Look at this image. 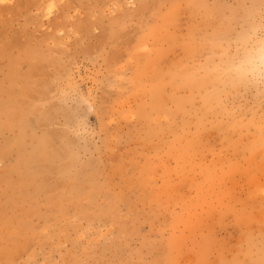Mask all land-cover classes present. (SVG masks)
I'll return each mask as SVG.
<instances>
[{
  "label": "rangeland",
  "instance_id": "374dc122",
  "mask_svg": "<svg viewBox=\"0 0 264 264\" xmlns=\"http://www.w3.org/2000/svg\"><path fill=\"white\" fill-rule=\"evenodd\" d=\"M253 33L264 0H0V264H264Z\"/></svg>",
  "mask_w": 264,
  "mask_h": 264
},
{
  "label": "clouds",
  "instance_id": "9594fccd",
  "mask_svg": "<svg viewBox=\"0 0 264 264\" xmlns=\"http://www.w3.org/2000/svg\"><path fill=\"white\" fill-rule=\"evenodd\" d=\"M242 59L231 66V71L240 79L249 78L264 83V37L255 33L242 39Z\"/></svg>",
  "mask_w": 264,
  "mask_h": 264
},
{
  "label": "bare ground",
  "instance_id": "6f19581e",
  "mask_svg": "<svg viewBox=\"0 0 264 264\" xmlns=\"http://www.w3.org/2000/svg\"><path fill=\"white\" fill-rule=\"evenodd\" d=\"M217 36H218V34H215L212 38L215 39ZM116 37H117V35H116ZM116 37H115L114 39H117ZM171 78H172V77H171ZM8 108H9V107H8V104H7V105H6V110H7ZM9 119H10V122H14V121H15L14 113H10V114H9ZM17 121H18V124H19V126H20V128H21L22 131H24V130L26 129V127L29 125V123L26 121V115H25L23 112L19 114V117H18ZM44 136H45V139H46L47 141H48L49 139H51V136H50L49 134H47V133H46ZM40 142L45 143L44 140H40V141L37 143V148L32 147V148H31V151L28 152V153H24V152H22V154L25 156V157H24L25 161H27V162H33V163H38V162H39V155L42 154V153L44 152L43 147H40V146H39V143H40ZM48 147H49V146H48ZM44 153H45L46 156H50V155L53 153V151H47V152L45 151ZM66 158H67V157H64V156H63V159H66ZM45 159L48 160V157H45ZM21 162H22V161H20L19 163L14 162V163L12 164V166H11V170L14 171V169L17 167V169H18V171H19L18 165L21 164ZM31 166H32V164L29 163V164L27 165L26 168H23V169H22L23 171H21V173H28V170H27V169H30ZM4 179H6V171L0 175V180H3V181H4ZM21 181H22V180L19 179V183H20V184H21ZM11 197H12V196H11Z\"/></svg>",
  "mask_w": 264,
  "mask_h": 264
}]
</instances>
